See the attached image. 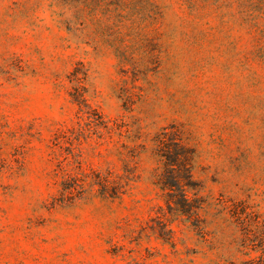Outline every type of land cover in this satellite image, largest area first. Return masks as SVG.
<instances>
[{
    "label": "rangeland",
    "instance_id": "1",
    "mask_svg": "<svg viewBox=\"0 0 264 264\" xmlns=\"http://www.w3.org/2000/svg\"><path fill=\"white\" fill-rule=\"evenodd\" d=\"M0 264H264V0H0Z\"/></svg>",
    "mask_w": 264,
    "mask_h": 264
},
{
    "label": "trees",
    "instance_id": "2",
    "mask_svg": "<svg viewBox=\"0 0 264 264\" xmlns=\"http://www.w3.org/2000/svg\"><path fill=\"white\" fill-rule=\"evenodd\" d=\"M182 167L184 173V180L182 182H176V184L161 182L160 187L165 193V203L168 208L172 209L173 207L171 206V204H174L176 211L179 214L186 215L187 217H192L193 215H196L195 208H197L198 206L192 204L194 199H189L187 197L186 188L190 187L188 181L191 175L188 168L184 167V165ZM99 184L101 185L102 189H105V187L107 186L106 181ZM176 190L178 193H175ZM177 198L179 200H177Z\"/></svg>",
    "mask_w": 264,
    "mask_h": 264
}]
</instances>
